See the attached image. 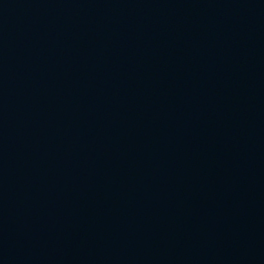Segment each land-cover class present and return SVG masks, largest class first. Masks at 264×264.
I'll use <instances>...</instances> for the list:
<instances>
[{
  "label": "water",
  "instance_id": "1",
  "mask_svg": "<svg viewBox=\"0 0 264 264\" xmlns=\"http://www.w3.org/2000/svg\"><path fill=\"white\" fill-rule=\"evenodd\" d=\"M0 264H264V0H0Z\"/></svg>",
  "mask_w": 264,
  "mask_h": 264
}]
</instances>
